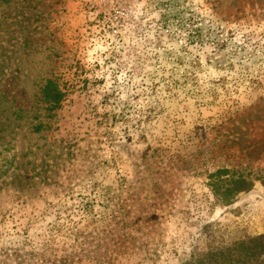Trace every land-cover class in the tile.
<instances>
[{"label": "rangeland", "instance_id": "rangeland-1", "mask_svg": "<svg viewBox=\"0 0 264 264\" xmlns=\"http://www.w3.org/2000/svg\"><path fill=\"white\" fill-rule=\"evenodd\" d=\"M212 232L264 234V0H0V264H181Z\"/></svg>", "mask_w": 264, "mask_h": 264}, {"label": "trees", "instance_id": "trees-1", "mask_svg": "<svg viewBox=\"0 0 264 264\" xmlns=\"http://www.w3.org/2000/svg\"><path fill=\"white\" fill-rule=\"evenodd\" d=\"M44 95L55 104L60 94L45 87ZM214 196L222 204L229 202L240 192L251 188L250 181L243 177L216 178L212 181ZM203 252H195L181 264H264V234L255 237L230 238L219 232L207 235Z\"/></svg>", "mask_w": 264, "mask_h": 264}]
</instances>
